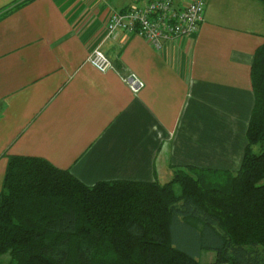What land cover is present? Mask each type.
Returning a JSON list of instances; mask_svg holds the SVG:
<instances>
[{
	"label": "crops",
	"instance_id": "0c3cea01",
	"mask_svg": "<svg viewBox=\"0 0 264 264\" xmlns=\"http://www.w3.org/2000/svg\"><path fill=\"white\" fill-rule=\"evenodd\" d=\"M130 5L0 0V190L9 154L44 158L85 184L240 166L264 6L207 0L197 34L161 52L135 33L108 34L109 15ZM95 48L109 70L87 61Z\"/></svg>",
	"mask_w": 264,
	"mask_h": 264
},
{
	"label": "trees",
	"instance_id": "16d2710c",
	"mask_svg": "<svg viewBox=\"0 0 264 264\" xmlns=\"http://www.w3.org/2000/svg\"><path fill=\"white\" fill-rule=\"evenodd\" d=\"M250 77L254 102L234 171L188 165L165 183L85 184L44 158L7 155L0 264H264V44ZM208 251L214 260L201 262Z\"/></svg>",
	"mask_w": 264,
	"mask_h": 264
},
{
	"label": "built area",
	"instance_id": "2783aa9c",
	"mask_svg": "<svg viewBox=\"0 0 264 264\" xmlns=\"http://www.w3.org/2000/svg\"><path fill=\"white\" fill-rule=\"evenodd\" d=\"M207 0H131L123 10L113 11L106 22L108 34L115 30L135 33L145 39L157 51L178 38L194 36L203 21ZM87 61L100 72L112 65L101 49L92 50Z\"/></svg>",
	"mask_w": 264,
	"mask_h": 264
},
{
	"label": "rangeland",
	"instance_id": "374dc122",
	"mask_svg": "<svg viewBox=\"0 0 264 264\" xmlns=\"http://www.w3.org/2000/svg\"><path fill=\"white\" fill-rule=\"evenodd\" d=\"M255 151H257V148H254ZM8 256L7 255H3L0 257V261L1 260H5L7 259ZM215 258V253L213 251H208V252H203L201 253L200 257L198 258L201 262H206V261H213Z\"/></svg>",
	"mask_w": 264,
	"mask_h": 264
},
{
	"label": "water",
	"instance_id": "95a60500",
	"mask_svg": "<svg viewBox=\"0 0 264 264\" xmlns=\"http://www.w3.org/2000/svg\"><path fill=\"white\" fill-rule=\"evenodd\" d=\"M130 80H133L134 81L135 79L133 77H131Z\"/></svg>",
	"mask_w": 264,
	"mask_h": 264
}]
</instances>
